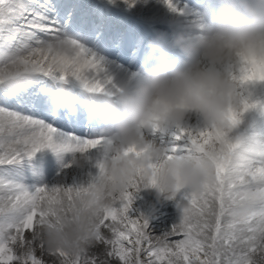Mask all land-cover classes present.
Returning a JSON list of instances; mask_svg holds the SVG:
<instances>
[{
  "label": "snow or ice",
  "instance_id": "6c2138e0",
  "mask_svg": "<svg viewBox=\"0 0 264 264\" xmlns=\"http://www.w3.org/2000/svg\"><path fill=\"white\" fill-rule=\"evenodd\" d=\"M108 6L139 15L152 33L168 20L160 6L173 17L186 14L185 5L174 0H106L102 7L111 11ZM93 15L103 12H89L76 0H0V264H49L45 256L51 264H253L264 248V203L244 218L235 217L233 209L253 185L264 188V162L224 131L180 129L176 139L189 141L185 154L206 156L214 179L197 191L171 195L174 200L180 193V217L163 234L153 235L146 214L134 208L136 195L155 185L161 166L151 161L150 146H132L123 154L148 159L152 178H130L125 190L105 193L111 202L97 207L106 161L116 157L112 141L101 134L106 124L92 98L115 96L136 81L142 44L130 53L129 66L109 59L100 48V26L90 22ZM256 77L252 71L239 79ZM256 107L242 101L239 112L230 110V126ZM44 149L61 162L65 154L72 161L97 153L98 172L89 174L86 184L68 186L62 178L53 186H29L25 166ZM70 161L62 163V172ZM82 215L91 221L92 234L80 238L84 246L76 252L38 242L37 228L59 231Z\"/></svg>",
  "mask_w": 264,
  "mask_h": 264
},
{
  "label": "clouds",
  "instance_id": "9594fccd",
  "mask_svg": "<svg viewBox=\"0 0 264 264\" xmlns=\"http://www.w3.org/2000/svg\"><path fill=\"white\" fill-rule=\"evenodd\" d=\"M214 3L212 8L205 0L195 24L185 25L171 18L166 29L154 31L145 45L136 81L115 96L92 98L106 124L101 134L112 141L110 152L116 157L106 161V174L97 186V207L111 202L105 193L125 190L130 178L142 175L145 182L152 178L148 159L123 154L132 146L138 150L150 146L151 161L161 165L154 177L155 185L150 187L158 200H170L178 189L197 191L210 183L214 168L206 156L192 153L166 159L165 151L143 135L153 126H181L190 115L199 116L205 128L224 131L239 140L242 149L264 162V140L253 135H233L237 126H230L229 121L230 110L239 112L242 108L237 91L239 78L255 71L257 77L247 82L264 81L259 78L264 73V0ZM228 65L239 69V77L225 71ZM70 163L82 167L79 158ZM90 199L96 203V196ZM259 203H264V188L253 185L233 213L244 218ZM37 233L38 242L42 240L46 249L74 253L84 246L80 238L92 234L91 221L82 215L62 230L37 228ZM253 264H264V248L253 257Z\"/></svg>",
  "mask_w": 264,
  "mask_h": 264
},
{
  "label": "bare ground",
  "instance_id": "6f19581e",
  "mask_svg": "<svg viewBox=\"0 0 264 264\" xmlns=\"http://www.w3.org/2000/svg\"><path fill=\"white\" fill-rule=\"evenodd\" d=\"M200 1L202 0H197L196 2H194L195 5H197L198 2L200 3ZM59 2H64V0H59ZM76 2L85 5L86 10L89 12H103L102 16L93 15L91 17L95 19L107 18V21L114 25L115 28V33L109 32L112 36L121 34V32H132L135 34L137 33V31H141L142 29L140 25H138L133 19L135 17L140 20L139 15L124 14L120 10L115 9L113 6H108L111 11H105L102 6L106 4V0H76ZM174 2L179 4L185 3L183 0H174ZM159 11L161 14H164L166 17H168V20L164 24L157 25V27H159L157 29H166V25L171 18H178L185 25L193 24V22H189L191 14L190 10H187L186 5V14L180 17H173L170 13L167 12L166 9H163L162 6L159 7ZM94 23L99 25L98 21H94ZM107 56L109 59H111L109 55ZM225 71H227L231 76L239 77L238 68H233L231 65H228L225 66ZM237 91L242 101L254 103L257 105V107L249 109L247 112H244L242 114L241 124L234 130L233 135H253L261 139L263 137L262 132H264V81L238 83ZM181 128L192 129L193 131H196L204 129L205 127L202 124L199 116L190 115L180 126V128H157L156 130L149 128L143 132V135L147 140L163 149L166 155L182 156L185 154L186 146L189 143L187 137L184 136L181 139L177 140L176 137L171 136L176 132L179 133ZM162 130H166L165 133L167 136L163 137L162 135H158ZM168 133L171 135L168 136ZM87 156L90 159L82 160V167L72 165L70 168H67L62 172V163H69V161L72 159V155L65 154L63 162H61L59 157L51 150H41L36 154L34 159L31 161V164L25 166V182L29 186H39L45 184L48 186H53L60 182L63 178V183L68 186H71L74 183L86 184L90 179L89 174L95 175L98 172V169L94 166L96 159H98V154L89 152ZM184 191H187V189L181 190V192ZM179 199L180 193L177 194V197L174 200H167L165 203H163L162 208L166 210V213L159 217L154 216L156 212L148 217V215L152 213V208L146 212V216L148 217L149 221V228L153 229V235L163 234V232H165L173 224L178 222L180 211L177 208V202L179 201ZM157 206H155V208ZM25 234L28 235L27 230ZM91 251L98 252L99 249H92ZM37 254L39 255V250L37 251ZM44 259L48 260L49 264H51V260L49 257L45 256Z\"/></svg>",
  "mask_w": 264,
  "mask_h": 264
},
{
  "label": "rangeland",
  "instance_id": "374dc122",
  "mask_svg": "<svg viewBox=\"0 0 264 264\" xmlns=\"http://www.w3.org/2000/svg\"><path fill=\"white\" fill-rule=\"evenodd\" d=\"M174 127H175V126H174ZM179 127H180V126H178V128H179ZM165 132H166V130H162V131L159 132L158 135H162L163 137H165V136H167ZM169 135H171V134L168 133V136H169ZM177 135H179L178 132L172 134L171 136L177 137ZM146 194H148V196L145 197V198H143V196H145ZM155 195H156L155 192H154L152 189H150V188H148V189H142V190L136 195L134 208L137 209V210H139V211H141V212L146 213V212H147L148 210H150L151 208H154L155 205L159 204L156 208H154V209L152 210V213L149 214V216H151L154 212H156V213L154 214L155 217H159V216H161V215H164V214L166 213L165 210L160 209V207H161V205L163 204L164 200H158L157 198H156V200L153 199ZM161 198H162V197H161ZM161 198H160V199H161ZM149 216H148V217H149ZM152 230H153L152 228H149V231H150V232H152ZM38 250H39V249H37V251H38Z\"/></svg>",
  "mask_w": 264,
  "mask_h": 264
}]
</instances>
